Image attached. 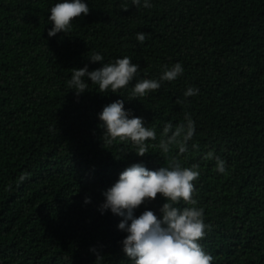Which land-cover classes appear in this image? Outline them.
Returning a JSON list of instances; mask_svg holds the SVG:
<instances>
[{
	"label": "trees",
	"instance_id": "1",
	"mask_svg": "<svg viewBox=\"0 0 264 264\" xmlns=\"http://www.w3.org/2000/svg\"><path fill=\"white\" fill-rule=\"evenodd\" d=\"M57 2L0 0V264H131L121 217L98 211L102 192L132 163L155 170L174 159L199 165L197 203L176 206L203 209L210 229L199 243L212 264H264V0H84L89 14L48 37ZM93 53L104 63L130 57L140 72L117 93L84 77L89 89L77 97L72 68L100 67ZM177 62L181 76L128 99L136 80L159 79ZM189 86L198 94L185 97ZM117 99L156 132L142 157L131 141L102 143L97 113ZM186 114L188 151L163 153L165 125H186ZM209 151L225 172L203 158ZM163 202L158 194L134 215L147 207L159 216Z\"/></svg>",
	"mask_w": 264,
	"mask_h": 264
},
{
	"label": "clouds",
	"instance_id": "2",
	"mask_svg": "<svg viewBox=\"0 0 264 264\" xmlns=\"http://www.w3.org/2000/svg\"><path fill=\"white\" fill-rule=\"evenodd\" d=\"M131 3L136 7L141 6V0H131ZM143 7L151 8L152 5L149 0H143ZM128 9V4L121 5L122 11ZM89 11L84 0H59L49 10L48 20L52 27L47 31L48 37L70 32L72 21L82 14H89ZM136 38L143 43L147 37L144 32H138ZM88 60L91 63L100 62L101 66L91 71L87 64L72 68L71 78L67 83L77 97L89 89V83L84 77L97 85L100 93H117L127 87L140 72V65L133 63L127 56L104 63L100 53H93ZM183 71L179 62L171 67L163 65L159 79L136 80L128 99H137L150 91L158 90L161 82L173 81ZM198 92L199 89L189 86L184 96H194ZM97 116V126L103 130V145L116 140L131 141L136 145V155L142 157L149 152L146 141L156 139L154 128L146 127L142 117L134 116L131 109H125L122 99L104 105ZM185 119L186 125L175 128L171 123L165 125L162 135L166 139L160 140L163 153H167L172 144L177 146L180 153L188 151L187 143L194 134V121L187 114ZM170 132L171 135H168ZM203 158L214 159L217 171L225 172V161L213 152L209 151ZM198 168V164L183 167L175 159L169 166H161L155 170L148 169L142 162H136L122 170L118 179L102 192L104 200L99 204L98 211L102 215L110 211L121 217L116 227L126 233L120 243L131 264H212L213 256L199 243L206 235L205 230L210 229V225L204 222L203 209L176 206L181 200L191 205L197 203L193 198V181L199 177ZM25 178L22 174L20 180ZM158 194L164 199L159 207V216L147 207L138 216L134 215L137 208L156 200ZM90 202L91 197L85 196L84 203ZM91 251L95 253L97 250L92 248Z\"/></svg>",
	"mask_w": 264,
	"mask_h": 264
}]
</instances>
